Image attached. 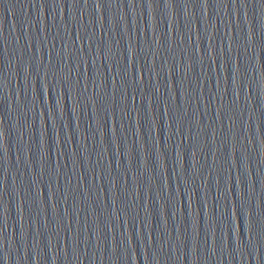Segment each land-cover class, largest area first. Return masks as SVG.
<instances>
[{
	"label": "water",
	"instance_id": "water-1",
	"mask_svg": "<svg viewBox=\"0 0 264 264\" xmlns=\"http://www.w3.org/2000/svg\"><path fill=\"white\" fill-rule=\"evenodd\" d=\"M262 120L264 0H88L0 108V255L264 264Z\"/></svg>",
	"mask_w": 264,
	"mask_h": 264
},
{
	"label": "snow or ice",
	"instance_id": "snow-or-ice-1",
	"mask_svg": "<svg viewBox=\"0 0 264 264\" xmlns=\"http://www.w3.org/2000/svg\"><path fill=\"white\" fill-rule=\"evenodd\" d=\"M77 2H80V0H77ZM83 2L85 4H87L88 0H83ZM207 2H208V0H200L201 4H206ZM235 2H236V0H233V3H235ZM240 3L242 6H244V5H246L247 0H240ZM96 6L99 7V4L97 3ZM245 15H246V13H245ZM69 75H71V67H69ZM57 114H59V116H60L59 101L58 100L55 101V108H53L52 105L50 107H47V119L52 122L53 120L56 119ZM262 124H264V120H262ZM0 135H2V133H0ZM0 261H2L3 264H6L4 254L0 255Z\"/></svg>",
	"mask_w": 264,
	"mask_h": 264
}]
</instances>
